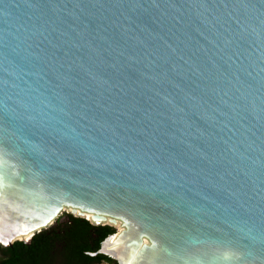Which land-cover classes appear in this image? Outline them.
<instances>
[{"label":"water","instance_id":"obj_1","mask_svg":"<svg viewBox=\"0 0 264 264\" xmlns=\"http://www.w3.org/2000/svg\"><path fill=\"white\" fill-rule=\"evenodd\" d=\"M65 208L118 264H264V0H0V242Z\"/></svg>","mask_w":264,"mask_h":264},{"label":"flooded vegetation","instance_id":"obj_2","mask_svg":"<svg viewBox=\"0 0 264 264\" xmlns=\"http://www.w3.org/2000/svg\"><path fill=\"white\" fill-rule=\"evenodd\" d=\"M67 213L70 212H65L59 215L52 223L54 227L57 228L56 231H51V233H55V237H51L47 240L35 241L30 239L26 242L24 241L30 248L26 246H15V240L10 245L0 242V264H76L74 258L60 255L61 253L66 252V249H64L65 246L70 247L75 243V241L72 240H60L58 236L61 233L66 235L65 230L67 227ZM58 222L60 223L59 225ZM101 242L95 250L88 251L91 256V262L89 264H118L116 259L113 257L101 252H96L99 249ZM93 252L95 253L91 254Z\"/></svg>","mask_w":264,"mask_h":264},{"label":"trees","instance_id":"obj_3","mask_svg":"<svg viewBox=\"0 0 264 264\" xmlns=\"http://www.w3.org/2000/svg\"><path fill=\"white\" fill-rule=\"evenodd\" d=\"M66 215V235L61 233L58 236L60 240H72L75 241V243L70 247L65 246L64 249H66V252L59 254L74 258L76 264H89L91 262V256L88 251L95 250L107 235L116 231V228L110 224H93L82 216H75L70 213ZM59 224L58 222V225ZM54 230L56 231L57 228L52 224L36 232L31 240H47L51 237H55V233H51V231ZM14 245L29 247L23 240H15Z\"/></svg>","mask_w":264,"mask_h":264},{"label":"rangeland","instance_id":"obj_4","mask_svg":"<svg viewBox=\"0 0 264 264\" xmlns=\"http://www.w3.org/2000/svg\"><path fill=\"white\" fill-rule=\"evenodd\" d=\"M69 211V209L68 208H65L63 211H62V213L61 214H63V213H65V212H68ZM60 214V215H61ZM114 226H115V228H116V225L114 224Z\"/></svg>","mask_w":264,"mask_h":264},{"label":"bare ground","instance_id":"obj_5","mask_svg":"<svg viewBox=\"0 0 264 264\" xmlns=\"http://www.w3.org/2000/svg\"><path fill=\"white\" fill-rule=\"evenodd\" d=\"M85 215L89 216V214H85Z\"/></svg>","mask_w":264,"mask_h":264}]
</instances>
